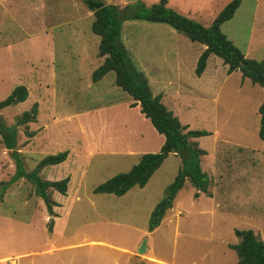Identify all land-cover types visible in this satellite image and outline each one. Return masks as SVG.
Segmentation results:
<instances>
[{
	"label": "rangeland",
	"instance_id": "obj_1",
	"mask_svg": "<svg viewBox=\"0 0 264 264\" xmlns=\"http://www.w3.org/2000/svg\"><path fill=\"white\" fill-rule=\"evenodd\" d=\"M101 1L123 8L137 0ZM140 1L148 6L158 0ZM229 1L168 0V5L208 26ZM93 18L83 0H0V100L18 85L27 88V98L1 109L0 117L13 125L37 103L35 121L17 127L14 149L27 172L44 156L68 150L67 160L46 165L38 174L43 180L70 178L68 195L50 191L59 204L53 207L55 217L25 177L2 191L0 256L7 260L0 264H13L8 258L23 246L38 253L16 259L17 264L73 263L82 257L104 264L100 255L125 263L130 256L99 243L62 247L85 238L129 250L146 239V253L161 261L147 264L236 263L231 245L240 239L235 228L252 229L264 240V141L258 112L264 88L240 70L228 73L214 54L197 76L203 44L163 23L122 21L123 42L152 94H159L189 129L210 132L195 139L207 152L200 162L210 179L207 193L185 179L164 221L148 231L150 213L181 160L169 153L143 187L133 186L121 196L93 191L128 171L142 154L158 152L164 141L139 105L131 106L134 99L115 84L114 71L92 80L104 60L98 54L100 38L91 31ZM221 30L245 56L264 58V0H241ZM4 142L0 134V185L15 172L13 149ZM136 257L145 258V253Z\"/></svg>",
	"mask_w": 264,
	"mask_h": 264
},
{
	"label": "trees",
	"instance_id": "obj_2",
	"mask_svg": "<svg viewBox=\"0 0 264 264\" xmlns=\"http://www.w3.org/2000/svg\"><path fill=\"white\" fill-rule=\"evenodd\" d=\"M241 0H230L219 11L213 21L205 26L201 22L190 18L168 5V0H158L150 5L137 0L126 4L123 8L115 4H107L101 0H83L92 11L93 21L91 31L99 36L98 54L104 56L103 62L93 71L92 80L97 82L109 71L115 72V84L127 92L134 102L131 106L139 105L140 111L148 118L155 130L164 136V141L158 152L144 153L138 162L126 172H120L94 188L95 193H112L117 196L125 194L133 186L143 187L157 170L169 153L180 157L181 166L173 181L167 186L165 195L152 209L148 231L159 226L168 209L174 205L177 192L183 187L185 179H189L197 189L207 193L210 179L201 168V157L207 154L199 147L197 137L209 135L205 129H189L180 122L178 117L161 101L159 94L153 95L148 79L134 63L128 48L122 39V21L142 20L152 23H163L179 33L184 34L193 42H199L205 49L199 55L194 73L201 76L210 54L220 57L227 66V72L240 70L242 76L250 79L253 84L264 88V58L255 59L245 56L221 30V25L229 20ZM27 98V88L24 85L16 86L10 94L0 100V110L24 101ZM260 115L259 137L264 141V98L258 107ZM37 103H33L29 110L23 111L16 119L15 124L7 126L0 117V134L5 146L13 149L11 154L15 162V172L0 185V196L7 186L25 177L35 186V193L40 196L51 217L57 216L53 207L59 205L50 196V191L56 190L66 194L69 177L58 180H43L38 172L46 165H56L66 160L68 150L44 156L32 171H25L18 151L15 148L17 127L27 125L36 119ZM30 136L34 132H27ZM198 192L195 193L197 196ZM53 218L48 221L51 230ZM240 239L238 244H232L238 260L233 264H264V240H260L252 229H234Z\"/></svg>",
	"mask_w": 264,
	"mask_h": 264
},
{
	"label": "crops",
	"instance_id": "obj_3",
	"mask_svg": "<svg viewBox=\"0 0 264 264\" xmlns=\"http://www.w3.org/2000/svg\"><path fill=\"white\" fill-rule=\"evenodd\" d=\"M63 162H61V163H63ZM61 163H59V164H61ZM69 180H70V178H69ZM67 191H68V188H67ZM67 191H66V193H67ZM63 195H68V194H63ZM55 212L58 213L57 212V207L55 209ZM58 218L59 217L56 218V221L58 220ZM163 221H164V217L161 220V222H163ZM205 227H209L208 223L205 224ZM53 231H54V229H53ZM51 234L54 235V232L51 233ZM145 241H146V239H145ZM92 243H99V244H102V245H106V246L111 247L113 249H118L120 251H124V252L130 254L129 257H126L125 258V260H126L125 263L124 262H120L121 260H119L118 258H115V257H108V256H105L104 257V256H101V255L98 256L100 259H103L104 264H128V261H129V264H137V263L138 264H147L150 261L161 262L160 260L156 259L154 256L146 253L147 248H145V252H144L145 253V258H139V257H136L138 255L136 248L133 249V250H129V249L124 248V247H120V246H116V245H113V244L104 242L101 239L85 238V240H84L83 243L66 244L65 246H62V247L72 248V246H75L76 247V246H80V245L89 246ZM138 244H139V242H138ZM138 244H136V247L138 246ZM51 247H52V249H55L56 248L55 245L53 244V242L51 244ZM46 251L52 252L53 250L47 249ZM37 253H38V251L35 248L26 249V247L23 246V247L20 248V251L19 252L17 251V255L14 258L19 259V258H21L23 256L25 257V255H28V254H37ZM131 257H133L132 260H131ZM11 258L12 257H10L8 259H11ZM6 260H7V256H5V255L0 256V263H2L3 261H6ZM50 260H52V259H47V260H43V261H45L47 263ZM116 260H119V263ZM79 262L82 263V264H90V258L82 257L81 260L74 261L73 263H70L69 261H63L62 264H78ZM27 264H31V260H29Z\"/></svg>",
	"mask_w": 264,
	"mask_h": 264
},
{
	"label": "water",
	"instance_id": "obj_4",
	"mask_svg": "<svg viewBox=\"0 0 264 264\" xmlns=\"http://www.w3.org/2000/svg\"><path fill=\"white\" fill-rule=\"evenodd\" d=\"M145 248H146L145 240H142L139 248L137 249V253L143 254L145 252Z\"/></svg>",
	"mask_w": 264,
	"mask_h": 264
},
{
	"label": "bare ground",
	"instance_id": "obj_5",
	"mask_svg": "<svg viewBox=\"0 0 264 264\" xmlns=\"http://www.w3.org/2000/svg\"><path fill=\"white\" fill-rule=\"evenodd\" d=\"M14 259H15V260H14ZM16 259H17V258H11V259H9V260H12V261H13V262H12L13 264H17V263H16Z\"/></svg>",
	"mask_w": 264,
	"mask_h": 264
}]
</instances>
